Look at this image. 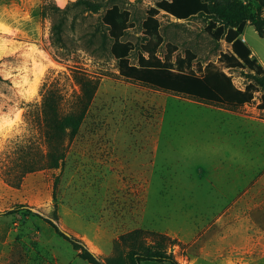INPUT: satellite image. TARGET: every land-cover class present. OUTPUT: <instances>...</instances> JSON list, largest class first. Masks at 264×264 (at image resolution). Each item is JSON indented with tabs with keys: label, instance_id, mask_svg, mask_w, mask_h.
<instances>
[{
	"label": "rangeland",
	"instance_id": "1",
	"mask_svg": "<svg viewBox=\"0 0 264 264\" xmlns=\"http://www.w3.org/2000/svg\"><path fill=\"white\" fill-rule=\"evenodd\" d=\"M155 1L106 0L128 10L119 41L130 62L146 48L173 67L190 58L198 72L211 63L238 87L251 81L221 60L229 44L207 11L159 10L145 35ZM236 1L255 13L257 0ZM54 4L0 0V264H98L85 248L101 264H128L121 236L135 228L178 264H264V127L238 108L120 76L101 48L105 7ZM243 36L264 64V34L248 22Z\"/></svg>",
	"mask_w": 264,
	"mask_h": 264
},
{
	"label": "trees",
	"instance_id": "2",
	"mask_svg": "<svg viewBox=\"0 0 264 264\" xmlns=\"http://www.w3.org/2000/svg\"><path fill=\"white\" fill-rule=\"evenodd\" d=\"M70 4H81L93 12L105 7L101 21L106 28V33L103 35L101 48L116 59L120 76L165 91L231 107L251 102L254 93L261 90L257 107L264 109V69L256 58L252 57L249 46L240 38L246 22L252 24L259 35L264 34V15L262 14L264 0H257L254 14L248 12L241 1L236 0H156L154 6L147 9L141 23L143 32L148 36L155 33L158 28L159 23L155 15L159 10L181 19L209 12L221 24L219 33L224 34L223 38L229 44V49L221 53V60L227 67H246L249 70L246 76H250L251 81L247 82L243 88L235 85L230 75L211 63L206 64L200 72L192 69L190 58L185 60L178 57L177 67H173L154 52L149 51L145 54L146 48H143L137 54L136 62H130L127 58L131 50L129 43L119 41L124 30V21L129 14L127 9L122 8L117 2L108 5L106 0H73L64 7L54 4V8L63 10ZM50 34L51 39L55 38L61 42V24L53 21ZM80 120L78 116L70 125L72 131L76 130ZM64 126L68 124L64 123ZM15 210L11 209L8 212ZM143 234L142 229L135 228L121 236L122 241L127 242L129 246L128 264H140L144 259L164 258L171 264H178L172 255L166 254L162 249H152L144 245L141 239ZM156 235L169 240L167 236ZM68 237L70 238L71 235ZM82 255L101 264L86 248Z\"/></svg>",
	"mask_w": 264,
	"mask_h": 264
},
{
	"label": "crops",
	"instance_id": "3",
	"mask_svg": "<svg viewBox=\"0 0 264 264\" xmlns=\"http://www.w3.org/2000/svg\"><path fill=\"white\" fill-rule=\"evenodd\" d=\"M53 1L55 2V4L57 6L64 7L67 3H69L70 1H73V0H53ZM262 14L264 15V11L262 12ZM246 23H248V22H246ZM243 30H244V28H243ZM241 34H243V31H242ZM243 37H244V42L246 43V38H245V36H243ZM251 55H252V57L254 55L252 50H251ZM258 61L260 62V60H258ZM261 64H262V66L264 68V64L263 63H261ZM258 101L259 100L256 101L255 106L253 107V109H251L252 113H247L244 110V108H246V106H248V103H245V104H243L241 106L235 107V108H238V110L236 111V115L239 117V120L248 122V123L252 124L253 126H255V128H258V126H260V127L263 126L264 127V114H263L264 109H259L257 107ZM255 134L256 135L258 134L257 131L253 132L251 130V140L255 138V136H256Z\"/></svg>",
	"mask_w": 264,
	"mask_h": 264
},
{
	"label": "built area",
	"instance_id": "4",
	"mask_svg": "<svg viewBox=\"0 0 264 264\" xmlns=\"http://www.w3.org/2000/svg\"><path fill=\"white\" fill-rule=\"evenodd\" d=\"M241 39L244 41L243 37H241Z\"/></svg>",
	"mask_w": 264,
	"mask_h": 264
},
{
	"label": "bare ground",
	"instance_id": "5",
	"mask_svg": "<svg viewBox=\"0 0 264 264\" xmlns=\"http://www.w3.org/2000/svg\"><path fill=\"white\" fill-rule=\"evenodd\" d=\"M243 39H244V37H243Z\"/></svg>",
	"mask_w": 264,
	"mask_h": 264
}]
</instances>
